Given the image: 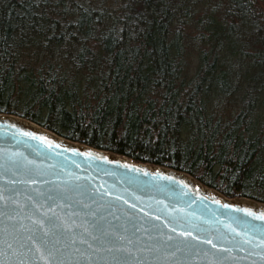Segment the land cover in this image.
<instances>
[{
    "label": "trees",
    "instance_id": "obj_1",
    "mask_svg": "<svg viewBox=\"0 0 264 264\" xmlns=\"http://www.w3.org/2000/svg\"><path fill=\"white\" fill-rule=\"evenodd\" d=\"M0 114L264 204V0H0Z\"/></svg>",
    "mask_w": 264,
    "mask_h": 264
},
{
    "label": "water",
    "instance_id": "obj_2",
    "mask_svg": "<svg viewBox=\"0 0 264 264\" xmlns=\"http://www.w3.org/2000/svg\"><path fill=\"white\" fill-rule=\"evenodd\" d=\"M204 189L0 114V264H264V207Z\"/></svg>",
    "mask_w": 264,
    "mask_h": 264
},
{
    "label": "rangeland",
    "instance_id": "obj_3",
    "mask_svg": "<svg viewBox=\"0 0 264 264\" xmlns=\"http://www.w3.org/2000/svg\"><path fill=\"white\" fill-rule=\"evenodd\" d=\"M212 31L216 34V35H219L220 33H221V29L219 30V29H217L216 27H215V30L214 29H212ZM236 57V56H235ZM235 61H231V63H234ZM241 66L243 67V71L244 72H242V71H237L236 72V76L238 77V78H240V79H242V78H245V76H246V72H248V70L247 69H249V67L250 66H248L247 67V61H242V63H241ZM242 76V77H241ZM244 96V92H242V91H240L239 92V94H238V96H237V98L238 99H236L237 101L240 99V98H242ZM211 191H213L214 193H219V192H215L214 190H212L211 189ZM244 201H247V202H251V201H248V200H244ZM251 203H253V202H251ZM254 204H257V205H259V206H262V207H264V204H260V203H254Z\"/></svg>",
    "mask_w": 264,
    "mask_h": 264
},
{
    "label": "bare ground",
    "instance_id": "obj_4",
    "mask_svg": "<svg viewBox=\"0 0 264 264\" xmlns=\"http://www.w3.org/2000/svg\"><path fill=\"white\" fill-rule=\"evenodd\" d=\"M204 191L207 192V193H209V194H213V192L210 191V190L204 189ZM243 202L246 203V204L253 205V206L261 207V206H258L256 204H254V203H251V202H247V201H243ZM261 208H263V207H261Z\"/></svg>",
    "mask_w": 264,
    "mask_h": 264
}]
</instances>
